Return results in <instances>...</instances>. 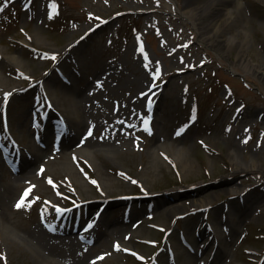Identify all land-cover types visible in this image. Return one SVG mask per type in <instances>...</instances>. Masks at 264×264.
<instances>
[{"label": "rangeland", "instance_id": "rangeland-1", "mask_svg": "<svg viewBox=\"0 0 264 264\" xmlns=\"http://www.w3.org/2000/svg\"><path fill=\"white\" fill-rule=\"evenodd\" d=\"M184 1L0 0V77L8 78V88L12 87L0 93V110L7 105L8 126L15 138L34 150L35 125L30 128V124L35 120L28 118L22 126L21 118L29 111L33 95L40 93L56 99L63 122L71 123L77 139L86 133L95 148L114 146L109 154L101 149L96 155L86 151L69 158L77 166V175L60 168L68 156L50 149H45L52 158L43 175L0 170V210L13 212L15 220L6 230L0 218V264H51L48 250L40 249L47 235L38 215L43 210L54 212L56 204L72 207L84 201L88 205L82 212L92 218L98 210L95 201L107 197L111 201L96 221L92 249L82 245L86 264H150L151 260L156 264V256L168 260L167 249L175 244L186 251L181 236L194 246L198 240L208 254L206 224H212L214 234V229L220 232L226 225L220 249L230 260L224 264L264 261V173L259 168L264 169V75L231 66L201 43L197 28L178 8ZM238 2L244 10L231 14V24L222 11L207 17L222 23L219 36L236 34L243 40L250 61L260 64L264 2L229 0L227 7L234 10ZM207 17L199 20L201 25ZM77 41V50L68 54ZM236 55L237 50L230 48L226 57L235 62ZM75 65L80 67L76 78L87 72L84 81L60 88L58 70ZM243 76L248 87L241 81ZM162 86L150 114L141 92L149 90L152 97ZM136 101L140 113L134 112ZM194 105L197 122H192ZM80 106H93L100 116L76 123ZM180 149L191 162L186 170L174 157ZM45 160L35 161L33 168ZM97 163L110 176L109 183L99 180ZM28 176L34 179V188L18 209L17 198ZM146 195L150 197L142 199ZM194 198L211 202L199 209L191 205ZM175 201L186 210L168 215L166 208ZM33 231L41 235L40 243L29 236ZM79 245L77 241L73 250L76 257L81 254ZM127 245L136 246L140 257L129 254ZM61 264L76 263L66 257Z\"/></svg>", "mask_w": 264, "mask_h": 264}, {"label": "bare ground", "instance_id": "bare-ground-1", "mask_svg": "<svg viewBox=\"0 0 264 264\" xmlns=\"http://www.w3.org/2000/svg\"><path fill=\"white\" fill-rule=\"evenodd\" d=\"M264 2V0H262ZM229 0H185L183 2V6H178L180 12L185 15L187 18H189L192 23L195 25V28H197L198 31V40L203 43L207 48H210L211 50L215 51L217 53V55L219 57L224 58L225 60H228L229 64L231 66L234 65H238V66H242L243 72H247V73H253L256 74L259 77H262L264 75V60L261 61L260 64H254L250 61L249 57L246 54V50L244 49V42L243 40L239 41L238 38L236 39V34H230L229 36L225 37V36H219L222 32H223V25L222 23H213L215 17L213 18H209L207 17L208 14L213 13V11H222L226 16H227V20L226 22H228L229 24L230 21H232V17L231 14L233 12H237V14L241 13L242 10H244V6L242 3L238 2L236 4V8L234 10L230 9L227 7ZM207 17L206 18V23L205 26H203V24L201 25V23L199 22L200 19ZM206 27H210L211 29L208 31L206 30ZM223 37V39L221 38ZM76 45H72L68 48V54L69 53H74L77 48L75 47ZM230 48H235L237 50V55H236V61L234 62L233 60H229L226 56L228 55ZM70 49V50H69ZM233 68V67H232ZM10 80L8 78H2L0 77V91H4L7 89H11L12 87L8 88V82ZM1 87L3 89H1ZM14 87H20V84H14ZM144 90V89H143ZM142 90V91H143ZM140 91V90H139ZM65 96H66V92H65ZM82 96V94H81ZM149 104V102H148ZM134 112L136 113H140L138 112V109L141 108L140 107V103H137V101L134 103ZM81 109V112H77L76 115H74V119L76 120V123H81L84 120V117L86 119H91V120H95L98 116H100L99 112H96L95 110L89 108H79V110ZM27 115H23V117L21 118V125L23 126L25 124V122L27 121ZM91 140V139H90ZM90 140H87V138L82 142L83 147L80 150L81 153L85 154L86 151H89L90 153H93L94 155H96L99 150L101 149H105L106 151H108V154L111 152L110 147H114V146H106L108 149L106 148H95V145H97L95 142H90ZM90 143L88 144L87 143ZM114 151V150H113ZM79 156V155H78ZM174 157L178 160V162H180L182 168L184 170H186V168L191 166V162L188 161L185 157V155L181 152V149L177 151V154H174ZM40 157L37 156L36 157V161L39 159ZM33 164V161H26L24 163V165L22 166V168L24 169H28V167ZM249 168V165L246 166ZM60 168H66V170H69L71 172H73L75 175L78 174L77 172V166H75V164H73L72 162H69V157H67V160H63L62 163L60 164ZM260 170L264 173V169L263 167L259 166ZM53 168H51V172L52 173H56V169L52 170ZM97 169H98V176H99V180H102L103 182L109 183L110 182V176L102 169V167L97 163ZM103 190V188H102ZM77 194L80 196V192L77 191ZM211 202V200H208L206 202H204L201 199H192L191 200V205L193 207H202L206 204H209ZM191 206V207H192ZM186 210V208L181 204L180 201H175L174 203L170 204V206L168 208H166L167 214L168 215H174L177 213H180L181 211ZM104 212V211H103ZM0 218L5 222V229L9 230L10 227H12V225L14 224L15 220H14V215L13 212L10 211H0ZM119 219V218H118ZM111 220H109L107 223L110 224ZM112 222L114 224H118V222L113 218ZM160 224H162L160 222ZM139 231V230H137ZM35 232V233H34ZM140 232V231H139ZM47 235V242L41 245V239H39L38 237H40L41 235H39V233L37 231H33V232H29V236L36 238L38 240V242L40 243V249L43 250H48V255L46 256L51 262V264H61V259H66V257L69 260H73V262H75L76 264H86L85 263V259L84 257L80 258V257H76L75 254L73 253V250L76 246V242L75 239L74 240H65L64 237L61 238H56L55 235L45 232ZM46 238V237H45ZM176 249H177V254L181 253V248H179L176 245ZM73 257V258H70ZM186 258H191L189 256H186Z\"/></svg>", "mask_w": 264, "mask_h": 264}, {"label": "snow or ice", "instance_id": "snow-or-ice-1", "mask_svg": "<svg viewBox=\"0 0 264 264\" xmlns=\"http://www.w3.org/2000/svg\"><path fill=\"white\" fill-rule=\"evenodd\" d=\"M6 2H7V0H6ZM6 2H5V6H6ZM0 11H3V6H0ZM49 18H51V13L49 14ZM53 59H55V57H53ZM146 67H147V65H146ZM158 74H159V69L157 68L155 75H158ZM142 95H144V94H142ZM150 103H151V100L149 99V104ZM147 125H148V118H146L144 120V126H145L146 129H147ZM180 131H183V129H181ZM88 134L91 135V129H89V133ZM177 135H179V132L177 133ZM49 183H51V181H49ZM93 183H95V181H93ZM30 191H31V189H28L22 194L20 200L15 205L16 208L19 209V208L25 206V203H24L25 202V198L27 197V195H28V193ZM57 211H60V210L57 209ZM42 218H43V214H42Z\"/></svg>", "mask_w": 264, "mask_h": 264}]
</instances>
